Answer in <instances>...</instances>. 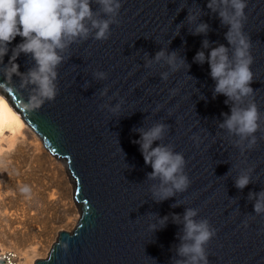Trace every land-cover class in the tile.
Here are the masks:
<instances>
[{
    "label": "water",
    "instance_id": "1",
    "mask_svg": "<svg viewBox=\"0 0 264 264\" xmlns=\"http://www.w3.org/2000/svg\"><path fill=\"white\" fill-rule=\"evenodd\" d=\"M117 23L108 38L77 40L63 53L57 67L58 94L38 110L25 103L31 86L22 89L21 76L7 81L0 72V90L9 97L25 121L39 134L48 151L61 158L75 181V199L82 214L71 232H60L47 258L35 264H174L184 235L183 216L195 209L196 221L208 220L215 236L205 246L208 264H264V214L253 210L249 193L264 191V0H247L243 31L250 38L253 81L249 85L260 113L258 143L243 155L234 136L221 129L230 115L231 102L215 95L216 82L207 61L194 63L221 45L228 26L212 13L209 0H121ZM98 19H107L95 0L90 4ZM198 8L197 23H206V35H193L187 23L190 9ZM182 25V26H181ZM90 27V25H89ZM179 31L177 34V29ZM207 40L209 47H203ZM9 45L2 69L8 64ZM176 53L187 67L172 72L156 54ZM19 73L35 67L30 56L15 61ZM95 72H104L98 80ZM168 73V79L161 75ZM107 89L105 95H101ZM120 105L119 113L111 109ZM159 106V110H157ZM166 126L162 140L153 147L171 146L186 161L190 185L181 193L157 203L151 189L160 181L141 155L138 130ZM252 169L250 183L237 189L241 172ZM173 205H176L173 207ZM168 217L166 226L158 220ZM180 217L174 223L172 217ZM247 223V227L244 226ZM150 225L157 230L150 231ZM0 264H4L0 260Z\"/></svg>",
    "mask_w": 264,
    "mask_h": 264
},
{
    "label": "clouds",
    "instance_id": "2",
    "mask_svg": "<svg viewBox=\"0 0 264 264\" xmlns=\"http://www.w3.org/2000/svg\"><path fill=\"white\" fill-rule=\"evenodd\" d=\"M93 0H0V65L9 53V45L20 37L21 41L11 49L8 64L0 72L10 81L14 75L21 76L22 89L31 86L30 95L25 103L28 110H38L46 102L54 101L58 94L57 67L65 59L63 53L77 40H86L94 32V39L102 41L108 38L110 25L117 23V16L122 7L121 0H95L107 19H98L99 13L92 12L90 4ZM247 0H209L207 8L217 13L223 25L228 26L225 39L231 48L221 45L211 50L207 58L203 51L198 52L193 62L210 67V76L216 82L215 95H223L231 102L230 115L225 116L219 125L227 130L229 136H234L235 147L243 155L252 151L258 143L255 135L260 131V113L254 102L245 103L253 94L249 86L253 81L251 65L253 58L250 54L251 41L243 31L246 20L245 9ZM201 12L198 8L190 9L187 23L194 25L193 35H206L209 26L197 23ZM90 25V27H89ZM182 26V25H181ZM179 27L177 29V34ZM203 47H209L208 41H203ZM24 54L30 56L35 67L26 74H20L19 65L15 63ZM164 61L172 72L187 67L184 60L176 53L166 55L164 51L156 54L155 61H148L146 67L154 62ZM98 80L106 79L104 72H95ZM162 80L168 79V73L161 75ZM107 89L101 93L105 95ZM159 110V106L157 108ZM119 113L120 105L111 109ZM141 155L145 165H150L152 172L149 180L159 179L158 186L151 189L153 199L159 203L188 189L190 180L185 174L186 161L183 154L173 151L171 146L160 145L153 147L154 142L162 140L166 126L156 124L149 130H138ZM264 138V137H262ZM251 168L241 172L235 181L237 189H244L250 183ZM249 199H255L253 210L256 215L264 214V191L249 193ZM176 205H173L175 207ZM197 210L188 209L183 216L184 235L180 237L181 245L176 250L181 259L174 264H208L205 246L215 236V230L208 220L196 221ZM174 223H180V217H172ZM168 222L165 216L158 220L160 229ZM247 227V223L244 222ZM150 231L157 230V225H150Z\"/></svg>",
    "mask_w": 264,
    "mask_h": 264
},
{
    "label": "bare ground",
    "instance_id": "3",
    "mask_svg": "<svg viewBox=\"0 0 264 264\" xmlns=\"http://www.w3.org/2000/svg\"><path fill=\"white\" fill-rule=\"evenodd\" d=\"M74 198L66 163L0 90V260L34 264L44 258L59 233L81 217Z\"/></svg>",
    "mask_w": 264,
    "mask_h": 264
},
{
    "label": "rangeland",
    "instance_id": "4",
    "mask_svg": "<svg viewBox=\"0 0 264 264\" xmlns=\"http://www.w3.org/2000/svg\"><path fill=\"white\" fill-rule=\"evenodd\" d=\"M74 199H75V198H74ZM75 201H76V200H75ZM76 202H77V201H76ZM81 213H82V210H81ZM79 219H80V218H79ZM79 219L75 221L76 224L74 225L73 229H72L71 231H69L68 233H71V232L75 229V227L78 225ZM58 237H59V235L56 237L55 241H53V243L50 245V249H49L48 251H46L45 257L42 258V259L47 258V256L49 255V253H50V251H51L53 245L57 242ZM42 259H39V260H42ZM34 264H35V263H34Z\"/></svg>",
    "mask_w": 264,
    "mask_h": 264
},
{
    "label": "built area",
    "instance_id": "5",
    "mask_svg": "<svg viewBox=\"0 0 264 264\" xmlns=\"http://www.w3.org/2000/svg\"><path fill=\"white\" fill-rule=\"evenodd\" d=\"M6 261L9 262L8 260H6ZM14 263H15V262H14ZM14 263H10V262H9V264H14Z\"/></svg>",
    "mask_w": 264,
    "mask_h": 264
}]
</instances>
